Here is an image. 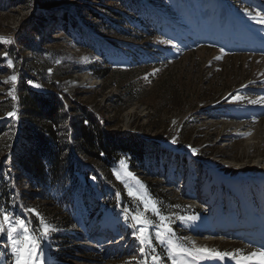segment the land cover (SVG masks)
Here are the masks:
<instances>
[{
	"label": "rangeland",
	"instance_id": "374dc122",
	"mask_svg": "<svg viewBox=\"0 0 264 264\" xmlns=\"http://www.w3.org/2000/svg\"><path fill=\"white\" fill-rule=\"evenodd\" d=\"M259 15H264V0H0V37L11 41H0V124L6 127L18 120L12 105L19 100L23 75L62 99L79 93L99 115L112 118L111 101L120 89L106 88L89 66L162 59L155 82H144L148 89L141 101L126 107L112 127L159 140L162 149L141 171L126 161L115 163L120 184H110L102 173L100 181L91 177L94 188L102 182L111 189L88 199L92 203L83 230H70L74 237L62 248L50 231L41 238L34 233L43 252L40 264H153V255L158 264H172L167 245L155 239L151 226L159 225L161 216L187 249L199 248L195 241L214 233L223 240L219 252L236 254L224 258L231 264H264L260 245L251 240L256 223L264 228V180L253 175L239 179L241 166L252 172L255 159L264 158V30ZM148 26L157 32L143 34L165 51L161 55L131 34L135 27ZM128 48L137 55L126 54ZM164 81L179 88L181 108L161 107ZM9 133H0V148ZM5 152L0 149V159ZM218 174L222 177L216 182ZM114 196L119 203L113 206ZM149 201L159 216L150 207L145 210ZM21 209L34 232L30 213L40 216L38 209ZM136 214L151 221L152 246H144L145 254ZM251 253L256 256L240 258ZM197 255L186 256V264H225ZM0 264H16L4 233Z\"/></svg>",
	"mask_w": 264,
	"mask_h": 264
},
{
	"label": "trees",
	"instance_id": "16d2710c",
	"mask_svg": "<svg viewBox=\"0 0 264 264\" xmlns=\"http://www.w3.org/2000/svg\"><path fill=\"white\" fill-rule=\"evenodd\" d=\"M73 14L78 16L80 11L75 9ZM151 29V26L135 27L131 34L143 39V45L152 53L161 55L165 51L157 49L154 39L143 34L144 31L157 32ZM144 51L142 53L149 55ZM124 52L133 57L137 55L129 48ZM161 61L159 57L156 61L89 66L94 76L106 82V88L117 86L120 89L111 101L115 112L112 118H106L104 113L99 115L79 93L64 95V100L54 91L31 85L30 77L23 75L18 103L20 119L8 127L5 122L0 124V133L10 132L6 145L0 148L6 151L0 159V209L27 222L20 214L21 207H36L40 216L30 213L34 233L41 238V220L45 221L51 227L52 238L60 241L59 248L66 239L74 237L69 234L70 230L80 234L85 211L92 203L88 199L102 196L105 190L111 189L102 182L94 188L90 178L100 181L102 173L110 184H120L113 171L115 163L126 161L130 169L141 171L148 167L147 160L157 157L162 149L159 140L130 129H112L126 107L141 101L148 89L144 82H155ZM159 87L162 108L171 104L183 106L176 85L168 86L164 81ZM12 107L15 111V103ZM121 193L125 202L124 191ZM118 203L114 196L110 205ZM4 234L7 236L6 231Z\"/></svg>",
	"mask_w": 264,
	"mask_h": 264
},
{
	"label": "snow or ice",
	"instance_id": "6c2138e0",
	"mask_svg": "<svg viewBox=\"0 0 264 264\" xmlns=\"http://www.w3.org/2000/svg\"><path fill=\"white\" fill-rule=\"evenodd\" d=\"M0 41L4 43L11 42L4 37H0ZM8 64L9 66H12V62L10 60L8 61ZM9 79L15 82L16 77L12 76ZM9 115H14V113H10ZM193 151L195 152V150ZM129 195L134 196L135 193L130 190ZM149 207L156 215H160L158 209L156 208L155 202H146L145 210L147 211ZM36 215H38V213ZM188 219H195V217H189ZM133 220H135L138 225H143V227H140L138 230L137 238L139 239V242L141 244L140 252L141 254H145L144 246L147 245L149 248H151L152 246V236L150 233H148V226L151 225V221H149L141 214L134 215ZM160 221L161 223L159 225L151 226L156 228L155 239L161 244L167 245L172 264H186L185 257L193 256V252L199 254L196 256L197 259L218 258L223 260L225 257L230 255L233 258H235L236 256L235 253H223L208 248L187 249L182 246L175 238L174 233L171 227L168 225L166 218L161 216ZM41 227L43 229L42 235L45 236L51 230L50 226L44 223L42 220ZM5 231L7 232V237L11 244L13 252L16 255V264H40V261L43 257V252L40 250V242L39 239L35 236L34 232L29 229L28 224L24 219L19 217H12L11 214L5 212L3 209H0V233H4ZM254 256H256V253H251L249 256H241L240 258L242 260H247ZM260 258L264 260V251L260 253ZM151 259L153 261V264H158L159 257L153 255ZM143 264H147V260H144Z\"/></svg>",
	"mask_w": 264,
	"mask_h": 264
},
{
	"label": "bare ground",
	"instance_id": "6f19581e",
	"mask_svg": "<svg viewBox=\"0 0 264 264\" xmlns=\"http://www.w3.org/2000/svg\"><path fill=\"white\" fill-rule=\"evenodd\" d=\"M258 18H260L258 21V25H260V26L262 25V29L264 30V15H259ZM254 164H255L256 169H254L252 172H248L246 167L241 166V172L239 175V179H243V178L247 179L248 177L253 175V176H256L257 177L256 179H258L260 181L264 180V169L262 171L257 169V167H259L261 165L264 167V158L263 159H261V158L255 159ZM221 177H222L221 174L216 175L215 181L217 182ZM210 187H211V183H209L206 187V192H205L206 194L209 193L208 189ZM205 193H203V194H205ZM256 226H257L256 232L253 234L254 236L251 238V240H253L254 242H257L260 245L261 252H262V251H264V228H263V226H260L259 223H256ZM224 230H226V228H224L223 231ZM223 231H221V232L219 231L218 234L223 233ZM195 242H197V244L199 243L198 244L199 248H208V249H212L214 251H218V246L220 245L221 242H223V240L221 238H216L214 236V233H213V234L205 235V237L202 238L200 241H195ZM260 253H259V256H260ZM212 259L218 260L219 262L223 261L225 264H231V262L229 260H226V259H223V260L218 259V258H212Z\"/></svg>",
	"mask_w": 264,
	"mask_h": 264
},
{
	"label": "water",
	"instance_id": "95a60500",
	"mask_svg": "<svg viewBox=\"0 0 264 264\" xmlns=\"http://www.w3.org/2000/svg\"><path fill=\"white\" fill-rule=\"evenodd\" d=\"M45 91H48L47 89H44ZM66 92H68V91H66ZM58 94V93H57ZM59 96H61L60 94H58ZM18 103H19V100H17V102H16V104H15V115H17V118H18V121H19V119H20V115H19V113H18ZM19 126H21V123H19ZM27 218L29 219V220H31L28 216H27Z\"/></svg>",
	"mask_w": 264,
	"mask_h": 264
}]
</instances>
